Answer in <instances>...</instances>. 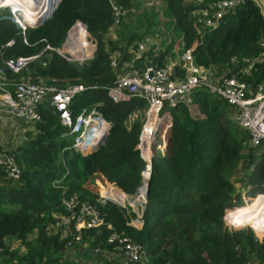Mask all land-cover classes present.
<instances>
[{"label": "trees", "instance_id": "16d2710c", "mask_svg": "<svg viewBox=\"0 0 264 264\" xmlns=\"http://www.w3.org/2000/svg\"><path fill=\"white\" fill-rule=\"evenodd\" d=\"M112 1L124 12L121 16L113 13ZM159 1L157 6V0H59L48 19L23 34L9 11L0 12V56L39 54L20 73L7 71L8 81L29 78L57 88L94 87L74 98L72 114L100 101L111 124L103 143L82 155L65 148L69 141L61 137L64 128L56 112L48 101L40 104L41 119L31 123L33 130L25 131V139L10 150L21 167L20 179L9 180L0 170V264H79L62 257L71 234L49 229L58 213L66 214L61 200L73 195L93 205L113 231L146 244L151 264H264V222L232 213L243 203L240 189L250 186L247 195L264 193V152L259 156L256 151L263 145L251 148L247 132L232 120L229 105L204 87L195 91L191 105L166 108L167 134L159 142L164 150L153 159L142 227L128 224L134 214L126 208L98 201L111 185L133 196L143 169L135 149L141 122L127 126L125 121L146 103L138 98L115 102L107 95L105 88L115 80L110 67L115 54L130 61L143 38L160 35L168 46L161 50V41L151 45L133 63L138 68L164 66L177 57L172 50L175 34L181 52L197 42L194 62L218 76L239 78L236 74L247 67V60L261 58L242 80L253 89L264 86V13L255 0H240L208 32L194 22L193 13L217 0ZM76 21L85 24L96 45L93 59L84 67L44 50L47 44L61 47ZM113 25L119 31L111 41L107 34ZM160 30L169 31L170 37ZM10 40L13 44L7 46ZM174 70L180 72L176 65ZM242 164L251 169L246 182L236 177ZM76 228L71 226V233L80 232L89 247L113 248L106 241L112 230L105 226ZM13 240L20 245L12 248Z\"/></svg>", "mask_w": 264, "mask_h": 264}, {"label": "built area", "instance_id": "2783aa9c", "mask_svg": "<svg viewBox=\"0 0 264 264\" xmlns=\"http://www.w3.org/2000/svg\"><path fill=\"white\" fill-rule=\"evenodd\" d=\"M239 2L240 0H217L209 3L206 7L194 11L193 20L200 23L203 31L208 32L217 28L222 17ZM255 2L264 13L263 1L255 0ZM55 7L56 4L51 12ZM112 10L117 17L124 13L113 1ZM30 15L31 20L28 22L21 15L18 18L11 17L22 34L27 28L42 24L49 14L41 19L33 14ZM154 37L147 36L139 42L137 50L133 51L135 59L155 44ZM12 44L13 40H10L6 45ZM196 44L197 42L192 47L182 50L176 61L167 62L164 66L147 65L144 68H138L131 62L126 66V70H120L117 58L112 57L110 60L115 80L112 85L105 88L107 95L115 102L138 98L146 103L145 120L141 122V130L135 146L143 162V169L140 183L133 196L128 197L122 192L121 202L101 196L98 201L102 204L112 202L127 208L128 212L134 214L131 223L128 224L137 229L143 225L142 217L147 203L153 159L158 150H164L159 142L167 134V122L170 116L167 107L172 108L178 104L191 105L195 91L199 87H204L229 105L232 120L239 128L247 132L251 148L255 149L264 145V86L260 84L253 89L242 80V76L248 74L250 68L255 62L261 61V58L247 60V67L236 74L239 78L222 77L194 62L192 52ZM95 48V42L90 37L85 24L76 21L67 31L61 47L53 48L47 44L44 50L56 51L65 60L84 67L93 59ZM38 56L39 54L8 59L0 56L2 62L0 64V117L4 115L20 123H34L41 119L38 107L44 101H48L56 112L60 125L64 128L61 137L69 141L65 148L73 149L82 155L93 153L103 143L111 126L100 110L102 102L94 103L89 109H83L77 115L72 114L71 104L77 95L94 87L69 85L57 88L47 85L43 79L34 81L29 78H22L15 83L8 81L7 71L18 74L28 62ZM175 65L179 67L180 72H175ZM102 137L103 140H101ZM3 139L0 136V170L7 179L17 181L21 177L22 170L15 154L10 151L8 143ZM109 187L118 188L113 185ZM250 188L247 186V191ZM248 196L256 197L251 204H255L256 200L260 199L261 206H264V193ZM251 198H246V201H250ZM61 205L66 214L58 213L55 221L49 225V229L51 232L60 231L63 236L69 233L72 236L67 248L62 252L63 259L76 260L79 264H151V257L144 245L113 231L111 224L107 223L102 214L90 203L81 202L76 195H73L63 198ZM71 226L82 227L87 231L100 230L105 226L106 229L112 230L107 235L106 241L114 246L112 249L91 248L88 246V241L83 240L80 232L71 233Z\"/></svg>", "mask_w": 264, "mask_h": 264}, {"label": "rangeland", "instance_id": "374dc122", "mask_svg": "<svg viewBox=\"0 0 264 264\" xmlns=\"http://www.w3.org/2000/svg\"><path fill=\"white\" fill-rule=\"evenodd\" d=\"M19 1H21V0H19ZM59 0H45L43 3H36L37 5H35V6H33V7H31V8H27V11L28 10H32V8H36L37 6H40V5H44V7H45V9H48V12H47V14H49L48 16H47V18L46 19H48L50 16H51V14H52V10H51V8L50 7H54V5L55 4H57V2H58ZM196 1H198V0H188L187 2L189 3V4H192V3H194V2H196ZM257 2L259 1V0H256ZM263 1V6H264V0H262ZM42 2V1H41ZM154 5H157V6H159L160 5V1L159 0H157V2H155V4ZM6 9V11H9V13H10V15H11V17L12 18H14V17H16V18H18L20 15L24 18V20L26 21V22H28L29 20H31V19H29V18H31L30 17V15L29 14H27V17H29V18H26L25 16H23L24 15V13L22 12L23 10H25V9H23V8H20L19 7V9H20V11H17V8L16 7H14L13 6V4L12 3H8V2H5V3H1L0 4V12L1 11H4ZM13 10V11H12ZM16 14H15V13ZM46 14V15H47ZM46 15H44V16H46ZM33 16H39L35 11H34V15ZM44 16H40V17H44ZM45 19V20H46ZM125 20L126 21H129V18H125ZM120 29V28H119ZM118 26H116V25H113L112 27H111V30H110V32L107 34V38H108V40H111V41H114V40H117V36H118ZM168 32V33H167ZM161 35H168V37H170V35H169V31H162V30H160V32H159ZM159 37H161L160 35H159ZM159 37L157 36L155 39H154V41H155V44H158V46H159V42L161 41V43H160V47H161V50H162V48H164V47H166V46H168V44L166 45V41H164L162 38H161V40H159ZM171 37H172V35H171ZM175 37V34H174V36L172 37L173 38V45H172V50H173V52H175V53H177V57L176 58H178V56H179V54H180V52H181V49H182V47H181V44H180V38L179 37H176V38H174ZM171 38V39H172ZM170 39V40H171ZM168 43V42H167ZM132 49V48H131ZM131 49H129V50H131ZM176 58H175V61H176ZM83 67V66H82ZM145 108H139V109H135V110H133L129 115H128V118H127V125H130V123H132V122H134V121H139V122H144V120H145ZM17 123V124H16ZM8 125H9V127L10 128H14V129H18V133H19V131H20V129H22L23 128V126H24V124H21L20 122H18V121H15L14 119H10V121H9V123H8ZM26 127V126H25ZM24 127V128H25ZM27 128H28V130H33V127L32 126H27ZM27 130V131H28ZM17 133V134H18ZM25 135V134H24ZM6 135L4 134V135H2V137L4 138ZM18 142L17 143H20V142H22L23 141V133L19 136V138H18ZM258 153H259V156H260V154L262 153V152H264V145L261 147V149L259 150V149H257L256 150ZM259 161V159L258 160H256V162H258ZM251 169H247V166H245V165H241V166H239L238 168H237V171H236V177L238 178V180H240V181H242V182H246L247 181V176H248V172L250 171ZM238 180H235L234 179V182L236 183V182H239ZM240 193V198L242 199V201H246L247 199H249V198H251L250 196H248V195H246L247 194V187L246 188H242V189H240V191H239ZM128 197H130V196H128ZM247 198V199H246ZM255 196L254 197H252L251 199H250V201H246L245 203H242V204H239L240 206L241 205H251V203H253V201L255 200ZM234 207V206H233ZM236 207V206H235ZM232 208V207H231ZM126 211H129L127 208H126ZM128 223H131V221H129ZM231 228V227H230ZM243 230H246V231H248L249 229H243ZM254 233V232H253ZM10 245H11V247L12 248H15V247H17V246H19L20 245V243L18 242V241H15V240H13V241H11V243H10Z\"/></svg>", "mask_w": 264, "mask_h": 264}, {"label": "bare ground", "instance_id": "6f19581e", "mask_svg": "<svg viewBox=\"0 0 264 264\" xmlns=\"http://www.w3.org/2000/svg\"><path fill=\"white\" fill-rule=\"evenodd\" d=\"M42 1V2H41ZM45 0H0V4L1 3H12L14 7L17 8V11H20V8H23L25 10H23L22 12L24 13L23 16L27 17V14H33L34 15V11L39 15L36 18L41 19L42 17L40 16H44L47 14L48 9H45L44 5H40L37 6L36 8H32V10H28L27 8H31L35 5H37L36 3H43ZM51 10L53 9V7H50ZM13 11V10H12ZM31 16V15H30ZM31 19V18H29ZM101 197L104 198H109L112 199L116 202H121L123 195H122V191L119 190L118 188H108L106 189L103 194L101 195ZM261 201L259 199L256 200L255 204H249V205H241V206H237L234 208V211L232 213L233 217L235 216H240V217H245L247 219H249L250 221H262L264 222V206H261Z\"/></svg>", "mask_w": 264, "mask_h": 264}, {"label": "crops", "instance_id": "0c3cea01", "mask_svg": "<svg viewBox=\"0 0 264 264\" xmlns=\"http://www.w3.org/2000/svg\"><path fill=\"white\" fill-rule=\"evenodd\" d=\"M131 53H133V51ZM114 57H116L118 62H119L118 68L120 70H126L127 69L126 66L131 62L133 63V61H134V57L130 61L122 60V57L118 56L117 54H115ZM127 118H128V116H127ZM9 121H10V118H8L7 116L1 115V117H0V136H2L4 134L6 135L3 140H4V142L8 143L7 145L12 150L17 145H19L21 143V142L17 143L19 141L18 140L19 136L23 133V139H25L24 134H25V131L28 130L27 126H32V125H31V123H28V124L21 123V124H24V126L22 129H20V131L18 133V129H14L13 127L12 128L9 127V125H8ZM125 124L127 125V119L125 121ZM130 125H131V123H130ZM130 125H127V126H130Z\"/></svg>", "mask_w": 264, "mask_h": 264}, {"label": "water", "instance_id": "95a60500", "mask_svg": "<svg viewBox=\"0 0 264 264\" xmlns=\"http://www.w3.org/2000/svg\"><path fill=\"white\" fill-rule=\"evenodd\" d=\"M101 140H103V137H102V139H101ZM144 247H145V248H147V245L145 244V245H144Z\"/></svg>", "mask_w": 264, "mask_h": 264}, {"label": "clouds", "instance_id": "9594fccd", "mask_svg": "<svg viewBox=\"0 0 264 264\" xmlns=\"http://www.w3.org/2000/svg\"><path fill=\"white\" fill-rule=\"evenodd\" d=\"M243 202V201H242Z\"/></svg>", "mask_w": 264, "mask_h": 264}]
</instances>
